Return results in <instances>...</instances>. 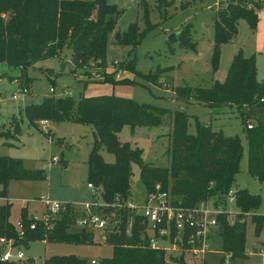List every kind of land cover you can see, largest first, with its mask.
<instances>
[{
	"label": "trees",
	"instance_id": "trees-1",
	"mask_svg": "<svg viewBox=\"0 0 264 264\" xmlns=\"http://www.w3.org/2000/svg\"><path fill=\"white\" fill-rule=\"evenodd\" d=\"M159 2L163 6L168 4L167 0ZM262 5L263 0H226L219 4L212 20V73L218 69L221 45L236 37L239 20L245 19L251 28H256ZM116 9L107 0H0V64L19 69L16 78L28 88L33 79L28 75V69L38 61L58 57L63 47L67 46L71 50L69 67L72 74L83 69V75L87 76L90 71L85 68L92 64H98L96 72L104 75L103 80L111 79L117 70L134 73L135 58L119 62L120 67L111 75L103 71L107 34L116 24ZM142 36L136 23H132L122 34L117 33L116 41L130 46L132 51ZM179 41L182 47L196 50L188 26L180 32ZM256 66L254 55L245 57L240 51L233 56L224 81H214L208 88L178 86L175 93L179 99H193L210 108H237L248 142V173L264 183V82L257 80ZM163 72L164 69L157 68L147 75V79L157 83ZM166 115L171 117L172 125L168 134L167 166L146 163L141 149L119 140L118 133L124 126H129L132 131L137 127H156L162 124ZM41 120L50 123L77 121L92 127L93 144L87 157V183L99 191L100 200L108 205L103 213L109 216L111 226L98 236L112 246V256L96 264H166L164 253L148 246L137 216L125 208V203L131 199L134 164L139 166V178L146 192L159 186L160 190L169 193L175 205L192 208L204 201L225 204L242 158V144L238 136H226L222 130H214L197 121L196 132L191 134L187 132L189 115L186 112L169 111L115 95L83 97L78 101L69 96L49 95L41 102L27 103L22 109L20 121L36 128V123ZM252 120L255 123L248 128ZM19 132L20 126L15 124L11 132L0 130V137L9 139ZM102 148L113 155V162L104 160L100 153ZM43 172L27 170L20 158L0 155V197H6L10 181L44 179L46 175ZM234 191L239 214L233 222L228 221L225 214L218 216L217 228L211 236L212 246L230 254V261L240 259L242 264H248L245 263L248 259L247 219L250 218L254 224V234L258 236L264 227V216L256 213L261 199L247 189ZM116 204L122 207L116 208ZM10 209L9 202L0 205V237L12 239L17 245L28 247L33 241L94 243L96 231L75 225L79 211L72 203H64V208L47 223L37 220L34 230L28 229L32 218H28L23 209V237L18 236L15 225L9 220ZM131 217H134L133 224L127 233V222ZM260 247L264 249V240ZM41 264L91 262L75 255H53Z\"/></svg>",
	"mask_w": 264,
	"mask_h": 264
},
{
	"label": "rangeland",
	"instance_id": "rangeland-1",
	"mask_svg": "<svg viewBox=\"0 0 264 264\" xmlns=\"http://www.w3.org/2000/svg\"><path fill=\"white\" fill-rule=\"evenodd\" d=\"M167 1L168 4L163 6L159 0H107L117 9L116 24L107 34L103 71L111 75L120 67L119 62L135 58L134 73L117 70L111 79L103 80L104 75L96 72L98 64H92L85 68L90 71L87 76L83 75V69H78L76 74H72L69 67L71 50L65 46L58 57L38 61L34 67L28 69V75L33 78L27 88L29 94L25 98V103L20 104L18 111H15L17 108L13 107L9 95L16 87L24 88L23 81L16 78L20 70L1 63L0 124L5 123L0 125V130L11 132L14 124L19 122L22 109L27 103L41 102L43 97L49 95L69 96L74 101L83 97L115 95L133 99L138 103L166 108L169 111H184L189 115L188 133L196 132L197 121L209 125L214 130H222L226 136L240 138L243 151L233 189H247L251 194L259 195L261 203L256 213L264 216V183L248 173V142L237 108L235 106L210 108L193 99L189 101L179 99L175 93L178 86L208 88L214 81H224L233 56L240 51L245 57L255 56L256 78L264 82V0L258 12L256 28H251L245 19H241L235 39L221 45L219 65L215 73L211 72L214 33L212 20L219 4L226 0ZM132 23H136L143 36L140 43L131 51L130 46L116 41V35L122 34ZM186 26L191 41L196 43L195 51L179 44V34ZM157 68L164 69V72L159 82L153 83L147 79V75ZM8 114L10 115L6 118ZM249 122L253 125L255 123L253 120ZM39 124L40 121L36 123V129L45 136L34 132L23 123L18 140L11 141L13 146H6L4 139L0 138V155L20 158L27 170H42L46 175L44 179L9 182L7 199H0V205L6 200L11 204L9 220L13 225L21 220L23 209L28 218L41 219L47 210L42 203L44 198L74 202L77 209H82V205L91 197L86 184L87 157L93 144L92 127L77 121L53 122L52 132H49L48 128H41ZM171 129V117L166 115L162 124L156 127H137L132 131L129 126H124L118 133V138L121 142H128L131 146L141 149L146 163L167 166L166 151ZM13 138L15 136L9 139ZM47 138L52 140V148ZM57 138H62V145H57ZM100 153L106 162H113V155L104 148ZM49 154L61 157L64 163H56L48 169H43V160ZM132 171L131 200L140 207L143 205L146 191L139 178V166L134 164ZM225 204V209L234 217L239 214L235 200L229 202L226 199ZM98 234L96 232L92 244L33 241L28 247L20 246L19 249L24 253L26 261L34 264L53 255H75L88 261L99 262L112 256V246L99 239ZM263 240L264 227L256 236L254 224L248 218L247 246L257 247ZM205 259L209 264H221L222 253L214 246L212 251L206 254ZM242 263L240 259H236L229 264Z\"/></svg>",
	"mask_w": 264,
	"mask_h": 264
},
{
	"label": "built area",
	"instance_id": "built-area-1",
	"mask_svg": "<svg viewBox=\"0 0 264 264\" xmlns=\"http://www.w3.org/2000/svg\"><path fill=\"white\" fill-rule=\"evenodd\" d=\"M52 91V89H50ZM28 94L27 88H16L9 95L12 103H25ZM41 128L50 125L48 120L40 121ZM252 124L248 125L251 128ZM48 131V130H47ZM57 155H50L46 163L47 167L59 163ZM87 188L91 192V200L82 205L75 225L79 228L92 229L98 233H105L111 226L110 218L103 210L108 207L99 198V191L90 183ZM234 189L227 193V201L235 200ZM42 203L47 210L44 216L39 219L32 217L28 224L29 230H34L37 220L47 223L55 218L64 208V203L51 200L49 197L42 199ZM75 206V205H74ZM226 204L215 205L213 201H204L192 208H181L175 205L169 193L160 190L159 186L155 190L146 192L143 205L138 207L130 199L125 203V208L137 216L138 224L143 228V237L151 249L160 250L164 253L166 264H204L205 256L212 251V234L217 228L218 216L225 214L228 221L233 222L234 215L225 209ZM116 208H121V204H116ZM112 216L115 213H111ZM133 218H129L126 231L129 233ZM18 236L25 235V224L17 222L15 225ZM20 245L12 239L0 237V262H12L15 264L27 263L24 253L19 249ZM218 252V251H217ZM221 252V251H220ZM223 264H229L230 254L223 252ZM262 257L261 262H249L248 264H264V249L260 247L258 252L252 253ZM91 264L97 261L91 260ZM208 263V262H207Z\"/></svg>",
	"mask_w": 264,
	"mask_h": 264
},
{
	"label": "crops",
	"instance_id": "crops-1",
	"mask_svg": "<svg viewBox=\"0 0 264 264\" xmlns=\"http://www.w3.org/2000/svg\"><path fill=\"white\" fill-rule=\"evenodd\" d=\"M235 39V38H234ZM233 39V40H234ZM17 88V87H16ZM15 88V89H16ZM28 94H29V91H28ZM27 94V95H28ZM13 104V103H12ZM13 107H15V108H17V109H15V111H18V109H19V107H20V103L19 104H13ZM14 111V112H15ZM14 112H12V113H14ZM12 113H10V114H12ZM10 114H8V115H6V118L10 115ZM5 122H2L0 125H2V124H4ZM23 123H25L24 121H20L19 120V122L18 123H16V124H19V126H20V132H19V134H17V135H15V138H13V139H5V138H3V137H0V138H3L4 139V144L6 145V146H13V143H11V141H14V140H18V136L20 135V133H21V125L23 124ZM14 126H15V124H14ZM28 126V125H27ZM31 130H33L34 132H38V133H40L41 135H43V136H45V134L44 133H42V132H40V131H38L36 128H33L32 126H28ZM48 129V131L50 132H52V130H51V123H50V126H48L47 127ZM48 139V142L50 143V145H51V147L50 148H52V140L51 139H49V138H47ZM58 142V144L57 145H62V138H57L56 139ZM53 155V154H52ZM50 157V154H49V156L46 158V159H44L43 160V169H48V168H50V167H47V165H46V163H47V161H48V158ZM59 159H60V161H59V164H63L64 163V161L62 160V158L61 157H59ZM52 167V166H51ZM86 187H87V184H86ZM88 189V188H87ZM89 190V189H88ZM90 191V190H89ZM91 193V192H90ZM91 195V194H90ZM0 199L2 200V199H7L6 197L5 198H1L0 197ZM91 200V197H90V199H89V201ZM63 201H66V200H63ZM62 201V202H63ZM6 202H9V201H5V203ZM65 203H72V204H74L75 205V203L74 202H69V201H66ZM1 204H4V203H1ZM214 247V246H213ZM246 249H247V257H248V259L246 260V261H248V262H261V260H262V257L261 256H258V255H253L252 253H256V252H258V250L260 249V245H258L257 247H254V246H252V247H246ZM91 261V260H90ZM245 261V262H246ZM39 264V263H38Z\"/></svg>",
	"mask_w": 264,
	"mask_h": 264
},
{
	"label": "water",
	"instance_id": "water-1",
	"mask_svg": "<svg viewBox=\"0 0 264 264\" xmlns=\"http://www.w3.org/2000/svg\"><path fill=\"white\" fill-rule=\"evenodd\" d=\"M39 264H41V262H39Z\"/></svg>",
	"mask_w": 264,
	"mask_h": 264
}]
</instances>
